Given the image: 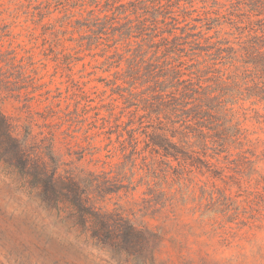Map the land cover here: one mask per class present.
Masks as SVG:
<instances>
[{"label":"rangeland","instance_id":"374dc122","mask_svg":"<svg viewBox=\"0 0 264 264\" xmlns=\"http://www.w3.org/2000/svg\"><path fill=\"white\" fill-rule=\"evenodd\" d=\"M45 1L0 0V68H4L0 81L7 84V90L0 87V112L18 121L22 135L31 130L39 140L44 135L53 138L62 171L97 177L101 190L85 189L96 217H105L110 228L119 227L121 232L135 224L141 229L148 226L153 234L128 239L102 231L89 208L81 210L64 198L45 196L31 176L9 164L0 149V264H264V231L252 227L250 214L234 217L235 221L200 218L201 212L215 206L227 210L242 205L247 186H240L237 165L253 162L264 174V94L252 60H246L251 54L241 52L234 66L219 65L210 75L211 84H219L227 100L235 98L247 136L246 156L235 155L234 164L223 172L204 168L183 176L179 184L184 191L176 194L173 191L180 187L173 184L176 178L171 172L168 182L156 183L166 189L168 199L175 195L170 201L174 203L155 207L143 179L149 158L142 154L134 166L131 154L120 152L118 144L117 134L128 129L134 111L125 79L127 64L117 65L115 47H107L106 41L93 45V33L77 24L79 17L67 18L55 11L39 18ZM195 1L201 12L203 7L220 10L227 18V25L204 32V48L234 38L241 42L237 26L259 27L264 21V16L250 18L248 8L228 0ZM246 36L242 42L248 43ZM137 42L139 46L120 42L117 54L130 59L152 52L147 43ZM200 55L199 61L212 65L206 53ZM22 72L25 76L18 81ZM17 85L23 94L20 104L14 98ZM135 123L139 128L138 120ZM133 172L134 185H130ZM252 179L248 188L259 178ZM245 223L249 225L244 227Z\"/></svg>","mask_w":264,"mask_h":264},{"label":"trees","instance_id":"16d2710c","mask_svg":"<svg viewBox=\"0 0 264 264\" xmlns=\"http://www.w3.org/2000/svg\"><path fill=\"white\" fill-rule=\"evenodd\" d=\"M228 1L248 8L250 18L264 16V0ZM41 5L39 18L43 16L42 19H45L46 15L55 11L67 18L79 17L77 24L93 33V45H102L106 41L107 47H115V57L119 59L117 65L122 62L127 64L125 79L130 85L132 99L129 104L134 109L132 119L138 120L140 127L136 128L135 120L131 119L128 129L117 134L118 144L120 152L131 154L134 166L142 154L149 158V162L145 163L148 172L143 179H147L145 184L153 194L150 202L155 207L164 208L175 199V195L170 196L172 200L168 199L166 189L156 183L168 182L171 172L176 178L172 180L173 184L180 187L173 191L176 194L184 191L179 184L183 176L204 168L210 173L214 170L223 172L234 164L235 155L246 156L243 147L247 136L235 110V98L227 100L218 88L219 84H211L210 75L219 65L234 66L241 52L251 54L246 60H252L259 90L264 94V21H260L259 27L252 23L247 29L237 26L241 31L237 41L241 42H234V38L233 41L225 40L224 44L217 42L204 48L201 43L205 39L204 32L227 25V18L220 10L211 12L203 7L201 12L196 9L195 0H46ZM245 33L250 40L248 43L242 42ZM123 41L137 46V41L147 43L152 52L141 51L143 54L139 56L133 54V58H125L117 54V46ZM201 52L213 61L212 65L207 60H198ZM24 69L20 67L19 71ZM3 70L0 68V74ZM20 75L16 78L18 81L24 78L25 72ZM221 84L224 85L223 82ZM17 86L18 95L14 98L20 104L23 94L21 86ZM0 87L7 90V84L2 81ZM144 120H147V125ZM42 141L47 142L45 147L40 145ZM142 143L144 149H141ZM0 149L8 155L9 164L31 176L45 196L64 198L81 210L89 208L92 211L89 213H95L93 216L102 231L128 239L153 234L148 226L141 229L135 224H128L121 232L119 227L110 228L105 217H96L95 207L88 204L86 190H101L97 177L92 180L91 177H76L67 174V170L62 171L55 157L54 139L44 135V139L39 140L31 130L22 135L18 121L3 112H0ZM237 169L240 186H247L243 191L246 198L241 201L242 205L227 210L215 206L212 210L201 212L200 218L216 220L221 217L227 220L250 214L252 227L264 231V186L260 187L264 185V174L253 162L237 165ZM133 175L130 185H134L136 174ZM255 175L259 179L248 188ZM224 198L232 201L231 198ZM173 203L170 202V206ZM227 222L232 223L230 220ZM246 223L244 227L249 225Z\"/></svg>","mask_w":264,"mask_h":264}]
</instances>
